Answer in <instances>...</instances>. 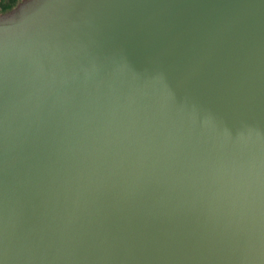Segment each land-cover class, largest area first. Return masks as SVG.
Here are the masks:
<instances>
[{
	"label": "water",
	"instance_id": "95a60500",
	"mask_svg": "<svg viewBox=\"0 0 264 264\" xmlns=\"http://www.w3.org/2000/svg\"><path fill=\"white\" fill-rule=\"evenodd\" d=\"M0 264H264V0L0 14Z\"/></svg>",
	"mask_w": 264,
	"mask_h": 264
},
{
	"label": "trees",
	"instance_id": "16d2710c",
	"mask_svg": "<svg viewBox=\"0 0 264 264\" xmlns=\"http://www.w3.org/2000/svg\"><path fill=\"white\" fill-rule=\"evenodd\" d=\"M21 0H0V14L14 8Z\"/></svg>",
	"mask_w": 264,
	"mask_h": 264
},
{
	"label": "rangeland",
	"instance_id": "374dc122",
	"mask_svg": "<svg viewBox=\"0 0 264 264\" xmlns=\"http://www.w3.org/2000/svg\"><path fill=\"white\" fill-rule=\"evenodd\" d=\"M21 1H22V0H21ZM21 1H20V2H21ZM20 2H19V3H20Z\"/></svg>",
	"mask_w": 264,
	"mask_h": 264
}]
</instances>
